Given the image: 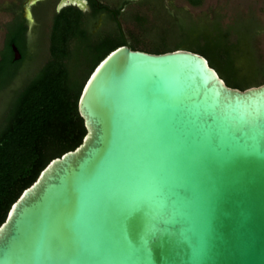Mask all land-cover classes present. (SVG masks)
<instances>
[{"label": "water", "instance_id": "water-1", "mask_svg": "<svg viewBox=\"0 0 264 264\" xmlns=\"http://www.w3.org/2000/svg\"><path fill=\"white\" fill-rule=\"evenodd\" d=\"M76 111L80 142L0 222V264H264V81L230 87L199 53L123 43Z\"/></svg>", "mask_w": 264, "mask_h": 264}, {"label": "trees", "instance_id": "trees-1", "mask_svg": "<svg viewBox=\"0 0 264 264\" xmlns=\"http://www.w3.org/2000/svg\"><path fill=\"white\" fill-rule=\"evenodd\" d=\"M129 1L113 0L107 5L88 0L89 12L73 6L52 11L41 23L46 25L45 33L37 29L33 35L45 52L34 49L22 19L7 29L0 49V89L9 86L0 111V222L48 160L80 142L84 128L76 111L79 91L94 65L114 47L127 43L131 49L151 53L188 49L204 56L230 87L243 89L264 81L253 46L258 32L252 21H234L222 29L215 18L196 22L186 20L184 14L163 15L159 25H152L154 37L144 32L150 38L145 45L118 23ZM142 1L154 4L152 12H160V0ZM133 19L136 25L143 23L137 15ZM12 46L18 59H13ZM240 57L246 67L235 63ZM5 66L10 67L6 75Z\"/></svg>", "mask_w": 264, "mask_h": 264}, {"label": "rangeland", "instance_id": "rangeland-1", "mask_svg": "<svg viewBox=\"0 0 264 264\" xmlns=\"http://www.w3.org/2000/svg\"><path fill=\"white\" fill-rule=\"evenodd\" d=\"M101 1L103 3L106 2L107 5H111L113 2V0ZM12 2L13 0H0V49L8 25L12 21V14L15 8V4H11ZM151 5L154 4L149 5L142 0H130L128 5L124 7V17L121 21H118L122 29H127L133 36L142 40L145 45L150 44V38H148L144 32L150 31L148 35L154 37L156 32H152V25H159L160 19L163 15L174 17L184 14L186 20H193L196 22L199 19L210 21L215 18V20H218L222 29L231 25L234 21L240 23L252 21V23H254L253 26L258 32L253 40V46L259 60L262 62L263 70L261 74L264 75V0H199V3L196 5L190 4L188 0H160L158 6V9L160 10L159 13L156 11L152 12L153 6ZM133 15L142 18L143 23L136 25ZM37 29H39V31L41 30L42 33H45L46 25L39 24L38 27L29 29L26 36L28 39L32 40L31 43L36 51L37 49H44L45 52V47L43 44L42 46L40 45L39 38L37 36L33 38V35L36 34L34 30ZM171 41L173 40H169V42ZM243 61L244 59L240 57L237 58L235 63H239L240 65H243V67H246ZM8 70H10V67L5 66L2 73L6 75ZM8 87L9 86L0 89V111L3 102H5V93L9 89Z\"/></svg>", "mask_w": 264, "mask_h": 264}, {"label": "flooded vegetation", "instance_id": "flooded-vegetation-1", "mask_svg": "<svg viewBox=\"0 0 264 264\" xmlns=\"http://www.w3.org/2000/svg\"><path fill=\"white\" fill-rule=\"evenodd\" d=\"M99 4L103 2L101 0H96ZM26 0H13L11 4H15L14 12L12 14V21L9 23L8 28L12 25L13 22L16 20L22 19L25 24V35L28 33L29 29H33V27H38L41 23H46V18L49 19L51 16L52 11L57 12L55 10V5L57 4L58 0H37L32 5L28 7L30 12L31 21L24 17V5ZM87 10L82 12H89V3L86 0ZM70 6V5H68ZM66 7V6H64ZM74 7V6H73ZM63 8V7H62ZM76 8V7H75ZM60 10V9H59ZM58 10V11H59Z\"/></svg>", "mask_w": 264, "mask_h": 264}]
</instances>
